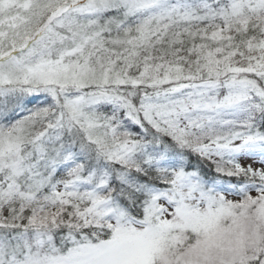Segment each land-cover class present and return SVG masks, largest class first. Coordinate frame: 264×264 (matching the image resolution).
Masks as SVG:
<instances>
[{
	"label": "snow or ice",
	"instance_id": "obj_1",
	"mask_svg": "<svg viewBox=\"0 0 264 264\" xmlns=\"http://www.w3.org/2000/svg\"><path fill=\"white\" fill-rule=\"evenodd\" d=\"M0 264H264V0H0Z\"/></svg>",
	"mask_w": 264,
	"mask_h": 264
}]
</instances>
